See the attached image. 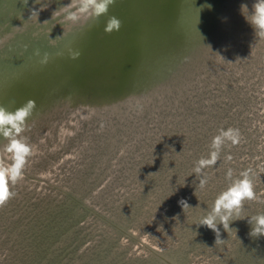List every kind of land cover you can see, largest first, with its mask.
Wrapping results in <instances>:
<instances>
[{
    "label": "rangeland",
    "instance_id": "obj_1",
    "mask_svg": "<svg viewBox=\"0 0 264 264\" xmlns=\"http://www.w3.org/2000/svg\"><path fill=\"white\" fill-rule=\"evenodd\" d=\"M30 1L20 0L0 19ZM144 1L131 0L139 5ZM147 1L153 2L157 14L148 28L143 17L134 20L133 27L122 26L128 12L123 8L111 14L121 21L118 31L105 32L109 17L90 27L91 39L101 40L96 50L108 55L93 64L79 59L78 66L86 64L85 69L57 97L48 99L51 108L40 119L28 123L24 135L34 152L24 178L12 187L15 197L0 207V264H264V236H250L248 223L252 216L264 213V40L257 39L245 18L255 0H235L239 27L233 32L224 25L221 38L209 45V57L191 64L182 60L177 76L151 88L150 93L156 90L148 101L125 104L134 86L150 84L142 74L147 60L164 56L155 53L157 37L168 31L170 20L161 18L160 8L172 0ZM34 2L38 4L24 19L37 11L42 22L66 0L30 4ZM241 4L248 6V12H241ZM222 10L227 11V6ZM50 22V31L41 33L43 38L36 44L12 39L2 52L9 51L17 59L39 52L48 45L46 37L67 23L61 12ZM39 26L31 24L17 36L33 33ZM14 28L7 25L0 38ZM117 34L123 38L116 45ZM19 45L22 50L16 52ZM135 50L146 54L139 56ZM105 66L110 70L104 73L99 68ZM16 68L13 63L10 70ZM41 73L26 71L27 79L13 80L3 103L12 106L14 92L36 86L26 82ZM91 85L103 92L113 90L111 97L124 103L101 108L89 95L84 99L85 92L79 94V88ZM76 93L82 102L80 98L72 104L59 100ZM106 96L104 104L110 98ZM229 127L239 130L241 140L224 145L217 163L204 169L209 180L200 189L193 168L209 155L218 131ZM6 143L0 137V149ZM229 168L234 176L252 170L257 199L244 203L240 220L230 225L234 230L225 232L219 226L224 242L215 244V233L198 225L228 186ZM181 199L192 208L183 210Z\"/></svg>",
    "mask_w": 264,
    "mask_h": 264
},
{
    "label": "water",
    "instance_id": "obj_2",
    "mask_svg": "<svg viewBox=\"0 0 264 264\" xmlns=\"http://www.w3.org/2000/svg\"><path fill=\"white\" fill-rule=\"evenodd\" d=\"M146 1L147 0L142 2V5H139V2L132 4L131 0H119V2L115 0L114 4L109 7L108 13L97 20L82 18L75 24L67 21L66 24L55 29L57 33L51 32L50 36L46 37L49 40L48 45H43L41 47V49L44 50L40 49L39 55L34 53L23 59L15 58L13 54L11 55V53H9V51H2L6 50L8 43L12 39L21 41L29 39V42L36 44L40 38H43L41 33L50 31L48 30L52 27L50 20L55 14L59 13L60 10L44 16L45 20L42 22H38V17L36 18L35 16L30 17L29 19H24L31 8L38 4V2L30 4L32 2L31 0L29 3L26 2L23 5H20L22 7L21 10L12 11L6 14L3 19H0V23L5 22L4 26L0 28V34L9 24L14 25L15 30L8 34H5V32L0 38V47L3 48H0V105L7 107L9 110H14L23 105L26 101L33 100L36 104V107L33 110L36 112V115L31 116V120L28 121V123L40 119L39 116H41L42 113H46L47 110L51 108L49 107L50 102L48 99H53V96H56L58 93H61L62 90L68 88L72 79L75 78L76 73L85 69L86 64L84 65L81 63L80 66H78L79 59H82V61L86 60L87 64H93L96 63L101 56L108 55L100 54L99 49L96 50V47L101 40H98L97 38L96 40L91 39L94 30H90V27L100 21L101 18L105 17L107 19L108 17H111V14L116 9L123 8V11L127 10L128 12H126L127 17L124 16L126 22L122 24V26L126 28L133 27L134 20L143 17L146 21L145 25L148 28L149 20L151 21L153 15L155 14V16H157V14L154 13L155 10L151 8L154 5L153 2ZM68 3H70V0H66L62 7L66 6ZM15 4L19 5L20 0H0V15ZM205 5H210L211 7H205ZM223 6H227V11L222 10ZM25 8L29 10H27L26 13H23L22 16L18 15V13ZM160 9H163L160 13V15H162L161 18L163 19L164 16H167L170 20L169 28H167L168 31H166L163 36L159 33L160 35L158 34L159 36L157 37L158 49L155 53L163 52L160 54H164V56L157 57V59L154 60H147V67L145 66L142 70V74L149 77L150 84L147 85L146 88L134 86L135 88L133 87V90L131 91L133 96L125 100V104L137 100L143 101V99L148 101L151 94L156 90L155 89L150 93L149 90L151 88L160 87L166 83V81H170L171 78L177 76L182 60L191 64L202 61V58L209 57L212 54L209 45L221 38L220 34L223 32V29H225L224 25L230 27V30L233 32L239 27V21L237 20V18H239V9H236L235 0H233V3L232 0H172L171 4H164V8L161 6ZM15 12L17 14L15 16L12 15ZM120 13L122 16L124 15L122 11ZM156 18L159 17H155V19ZM162 19L159 20L162 21ZM20 21L21 24L18 23ZM152 22L154 23V21ZM31 24L41 26H39V28H34L36 29L35 32L19 38L17 34H20L21 32L24 33V30H26ZM125 32L126 31L122 32V34L120 33V35L123 36ZM68 33H70L69 36L65 37ZM120 35L117 34L115 38L113 37V43L116 45L117 42L123 38L119 37ZM133 36H136V33ZM162 41H164V43H162ZM129 44L132 47L134 45L133 43L127 42V45ZM22 46L23 45L15 47V49H17L16 52L21 51ZM112 53L113 52L109 53V55L112 56ZM135 53H137V50H135ZM45 54L47 55V60L46 62H42L44 61ZM137 54L144 57V54L146 53L140 51ZM157 60L161 61L157 62ZM13 63H15L17 68L15 70H10ZM88 66L91 67V65ZM154 67L155 71L151 70V68ZM99 69H103L102 72L104 73L105 71L110 70L107 66ZM32 70H41L42 73L37 74V77L31 81L28 79L26 84L37 85L26 90L24 93L20 90L15 91L13 105L6 106V104L3 103V100H5L4 97H6L7 93L11 90L13 80L22 81L26 75V71L29 72ZM3 74L4 76L6 74V77L2 78ZM22 74L24 76H21ZM144 85L146 84L144 83ZM91 86L94 88L97 87L95 85ZM92 87L79 88V94L85 92L84 99L89 95V99H92V102L101 108H104L109 104H115L117 107L118 104L124 103L118 101L115 96L111 97L112 94L109 92H112L113 90L104 88L105 92H103ZM167 89L168 88H166V90ZM145 91L149 92L143 96L142 93ZM106 95L110 98H108L104 104L101 101L104 100ZM77 98H80V96L76 93L72 97L61 96L59 100L63 101L64 104H72ZM82 101L83 100H81V102ZM111 109L116 110V108L112 107Z\"/></svg>",
    "mask_w": 264,
    "mask_h": 264
},
{
    "label": "clouds",
    "instance_id": "obj_3",
    "mask_svg": "<svg viewBox=\"0 0 264 264\" xmlns=\"http://www.w3.org/2000/svg\"><path fill=\"white\" fill-rule=\"evenodd\" d=\"M114 2L115 0H70V3L60 8V12L64 14L66 21L73 24L82 18L97 20L108 13L109 7ZM205 7L211 6L205 5ZM241 12H248L246 4H241ZM38 14L37 11H32L31 17L37 18ZM245 18L254 29L257 39L264 40V0H255L251 14ZM120 26L121 21L117 17L111 16L106 22L105 32L118 31ZM36 54L39 55V52ZM46 60L47 55L45 54L42 62H46ZM35 107L36 104L33 100L26 101L14 110L0 105V137L7 141L0 149V207L15 197L16 193L12 191V187L24 178L25 169L33 155L34 146L24 133L28 129V120ZM240 140L239 130L231 127L221 128L218 134L212 138L209 155L201 157L193 168V172L200 177L198 184L200 189H204L209 180L204 169L217 163L226 143L236 145ZM226 159L230 160L231 156ZM226 179L229 181L228 186L216 196L211 210L200 219L198 225L206 226L215 233V244L224 242L221 239L219 226L222 225L225 232L234 230L230 228V225L234 221L240 220L244 203L257 199L251 169L243 170L234 176L233 170L229 168ZM179 204L183 210L192 208L185 199H181ZM248 223L251 225L250 236H264V213L252 216L248 219Z\"/></svg>",
    "mask_w": 264,
    "mask_h": 264
}]
</instances>
